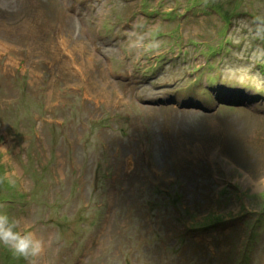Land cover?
<instances>
[{"label": "rangeland", "instance_id": "1", "mask_svg": "<svg viewBox=\"0 0 264 264\" xmlns=\"http://www.w3.org/2000/svg\"><path fill=\"white\" fill-rule=\"evenodd\" d=\"M259 176L264 0H0V207L36 264H264Z\"/></svg>", "mask_w": 264, "mask_h": 264}, {"label": "clouds", "instance_id": "2", "mask_svg": "<svg viewBox=\"0 0 264 264\" xmlns=\"http://www.w3.org/2000/svg\"><path fill=\"white\" fill-rule=\"evenodd\" d=\"M256 184L259 188L264 187V176H259ZM45 244L46 237L39 234L33 221L11 215L0 207V247L9 249L27 264H36L45 250Z\"/></svg>", "mask_w": 264, "mask_h": 264}]
</instances>
